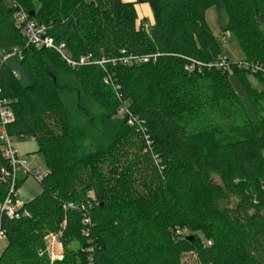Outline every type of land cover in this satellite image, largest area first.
Here are the masks:
<instances>
[{
  "label": "trees",
  "instance_id": "trees-1",
  "mask_svg": "<svg viewBox=\"0 0 264 264\" xmlns=\"http://www.w3.org/2000/svg\"><path fill=\"white\" fill-rule=\"evenodd\" d=\"M137 4L152 10L147 29L137 25ZM212 7L226 12L225 31L244 61L264 67V0H0V51L20 52L30 80L23 86L0 65V98L14 116L8 132L33 138L48 167L23 213L0 215V264H264V93L232 64L258 107L254 122L217 64L224 53L206 21ZM19 10L74 59L107 64L72 70L56 51L28 47ZM130 56L150 61L112 63ZM66 73L104 111L98 125L107 142L94 151L64 103ZM108 73L129 101L133 127L118 115L120 102L103 82ZM2 168L9 170L0 150ZM8 193L0 180V205ZM232 197L239 204L222 207ZM49 234L60 235L62 261L48 254ZM187 254L194 261H184Z\"/></svg>",
  "mask_w": 264,
  "mask_h": 264
},
{
  "label": "rangeland",
  "instance_id": "rangeland-1",
  "mask_svg": "<svg viewBox=\"0 0 264 264\" xmlns=\"http://www.w3.org/2000/svg\"><path fill=\"white\" fill-rule=\"evenodd\" d=\"M206 21L212 31L213 37L220 44L224 53L217 62L218 66L227 63L226 59H229L230 64L227 63L228 67L225 71L230 73V81L237 94L242 98L250 119L254 122L259 121L260 114L255 101L253 98L246 95L243 86H241L238 79L232 73V64L245 60V54L236 36L231 34L229 31H225L228 23V16L226 12L218 9L217 7H212L206 12ZM259 30L264 31V26H260ZM4 57H7V59L4 60ZM2 63H5L14 72L17 79L23 86H28L30 84L29 77L27 76L19 57L16 55L5 56L0 51V65ZM245 81L248 82L252 90H255L258 93H264V83H262L261 80L253 74L245 75ZM60 83L65 87L64 103L73 125L82 126L88 130L84 141L85 149L87 151H94L100 146H104L107 140L98 125L99 118L104 113L102 108L92 100L87 99L80 92L79 85L70 73H66L61 78ZM12 142L21 155L35 154V159L30 161L31 169H37L40 172L48 171L45 158L42 154L37 152V144L33 138L14 137ZM19 178L22 183L17 194L22 201L26 203L41 194V184L33 175L25 177L20 173ZM239 201L240 200L238 198L232 197L231 200L224 203L222 207L235 208L239 204ZM183 233L185 235L189 234L187 231H183ZM208 244L211 245V242ZM72 246L75 249L78 247L76 244H72ZM47 247L48 254L52 261H62L64 259V247L59 234H49L47 236ZM184 261L190 263L194 260L190 254H187Z\"/></svg>",
  "mask_w": 264,
  "mask_h": 264
},
{
  "label": "built area",
  "instance_id": "built-area-1",
  "mask_svg": "<svg viewBox=\"0 0 264 264\" xmlns=\"http://www.w3.org/2000/svg\"><path fill=\"white\" fill-rule=\"evenodd\" d=\"M16 22L21 29L23 36L26 38L27 46H32L36 49H48L54 50L58 53L60 58L66 63V65L72 70H77L86 65H95L104 67L107 61L104 58L94 59L92 55L81 56L78 59H74L65 43L57 44L53 38L49 37L46 32V28L36 24L35 22L28 20V15L23 10H19L16 15ZM147 29L148 25H144ZM12 55H16L21 60V53L15 51ZM7 57L4 59L6 60ZM150 58L147 56H130L121 57L120 59H113L112 63L116 65L120 63L124 66H140L149 63ZM239 69L247 70L252 74H259L264 79V67L250 63L246 61H239L236 63ZM226 69L227 63L220 65ZM193 69V67L191 68ZM104 84L109 87L116 95L120 102V108L118 115L128 119V126L133 127L135 125V116L129 108V101L123 99L121 95V85L114 75L108 73L104 76ZM1 92V89H0ZM14 116L11 109L7 106L6 102L0 98V150L2 158L5 160L9 170L2 168L0 170V180L5 184H9V193L6 196L5 201L0 205V215H4L10 219L18 218L25 207V202L18 197L19 174L28 177L33 175L39 182H41L48 174L47 172H40L37 169H31L30 161L35 159V154L21 155L15 148L12 137L8 132V126L13 122ZM26 214V212L24 211ZM86 224H90V220H86ZM179 236L182 232L177 231ZM6 244V236L3 231L0 230V253Z\"/></svg>",
  "mask_w": 264,
  "mask_h": 264
},
{
  "label": "crops",
  "instance_id": "crops-1",
  "mask_svg": "<svg viewBox=\"0 0 264 264\" xmlns=\"http://www.w3.org/2000/svg\"><path fill=\"white\" fill-rule=\"evenodd\" d=\"M125 3H134L136 0H122ZM136 12L138 15L137 25H148L152 26L154 24V17L152 10L148 4H137ZM6 57H4L5 59ZM38 150V147H37ZM26 155V154H25Z\"/></svg>",
  "mask_w": 264,
  "mask_h": 264
},
{
  "label": "water",
  "instance_id": "water-1",
  "mask_svg": "<svg viewBox=\"0 0 264 264\" xmlns=\"http://www.w3.org/2000/svg\"><path fill=\"white\" fill-rule=\"evenodd\" d=\"M189 239V238H188Z\"/></svg>",
  "mask_w": 264,
  "mask_h": 264
}]
</instances>
